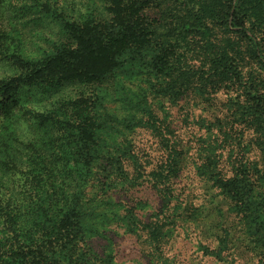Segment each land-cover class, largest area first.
Listing matches in <instances>:
<instances>
[{
  "label": "trees",
  "instance_id": "16d2710c",
  "mask_svg": "<svg viewBox=\"0 0 264 264\" xmlns=\"http://www.w3.org/2000/svg\"><path fill=\"white\" fill-rule=\"evenodd\" d=\"M22 2L0 0V39L7 19H13L10 14L42 11L44 6L58 14L61 37L47 61L24 66L15 81L0 80V92L10 97L0 106L4 113L0 112V264H120L112 251L98 254L89 244L93 238H108L102 230L106 222L110 228L121 220L113 216L115 207L121 214L124 209L127 231L145 240V256L152 264H173L165 245L174 234L175 179L183 168L177 132L142 94L137 101H128L133 108L127 126L150 131L151 143L140 146L146 158L129 136L124 137L129 145L120 146L121 154L97 155L93 122L87 119L93 112L103 113L101 108L105 115L121 118L105 102L126 88L120 73L133 64L142 73L147 70L148 87L172 103L191 91L218 92L232 86L245 97L252 121L258 119L264 129L259 76L264 61V0H63L55 8L40 0ZM25 69L34 73L30 80ZM51 73H58V85L64 84L58 91L75 88L77 92L72 97L67 93L58 108L69 139L60 151L54 143L46 145L37 138L35 126L45 128L43 112L28 107L16 116L12 111L13 103L20 101L19 87L38 82L44 91L57 84L48 79ZM23 114L31 121L26 125ZM156 157L161 158L152 163ZM103 160L113 191L129 192L145 183L156 190L160 205L149 219H142L135 205L90 195L89 184ZM110 203L113 215L100 218Z\"/></svg>",
  "mask_w": 264,
  "mask_h": 264
},
{
  "label": "rangeland",
  "instance_id": "374dc122",
  "mask_svg": "<svg viewBox=\"0 0 264 264\" xmlns=\"http://www.w3.org/2000/svg\"><path fill=\"white\" fill-rule=\"evenodd\" d=\"M29 1L32 0H23L22 3ZM40 1L50 3L55 8L63 0ZM10 17L13 19L10 22L7 19L5 32L0 39L2 81H15L24 66L35 67L47 61L58 48V38L61 37L58 34V14L54 9L48 10L44 6L42 11L15 12ZM33 61L31 66L30 62ZM260 65L264 98V61ZM25 71L29 80L33 78L31 70ZM120 74L126 80V88L105 103L110 112L115 111L121 118L105 115V108H101L103 113L93 112V117L89 114L87 120L91 119L93 124L90 127L94 128L92 140L97 145V155H105L108 151L121 154L120 146L129 145L124 139L129 136L142 155L144 148L140 149V146L151 143L147 141L150 131L142 130L135 124L127 126L132 121L127 117L130 115L128 111L133 108L128 101H137L142 94H146L147 102L149 99L148 106L152 105L156 114L174 127L178 134L177 148L183 157V168L175 179L176 210L171 220L174 234L165 245L166 255L173 260V264H264V129L258 119L252 121L253 116L243 103L245 97L232 86H226L218 92L191 91L178 103H172L161 92L148 87L151 81H147V70L142 73L138 65L131 64ZM48 76L50 81L58 82V73ZM63 85L57 83L41 91L40 83H28L16 90L19 103L12 102V111L16 116L28 107L43 112L41 121L45 128L35 126L38 128L37 138H41L46 145L54 143L57 151L66 148L69 141L66 138L68 133L65 134L68 126L62 122L64 118L58 108L63 107L61 100L67 93H71V97L77 95L73 91L75 88L58 91V87ZM9 99L0 92V106ZM137 113L143 115L141 111ZM3 114L0 115V123ZM103 115L109 120L104 119ZM28 121L31 122L28 114H23L22 123L26 125ZM88 131L91 132V128ZM116 137L123 141L117 143ZM44 150L47 151L46 148ZM164 155L167 156L166 153ZM161 157L152 158L151 162ZM105 162L101 161L95 168L89 184L90 195L96 194L101 200L113 197L135 205L140 217L149 219L160 205L156 190L145 183L129 192L120 188L113 191L103 171ZM110 198L108 200L112 202ZM139 202L142 204L138 205ZM112 207L110 203L108 210L104 208L99 217L113 215ZM114 210L115 219L118 217L121 220L114 221L110 228L105 223L102 230L108 238H93L89 244L98 254L112 251L114 259L120 264H152L145 256V240L127 231L128 226L123 223L126 218L122 215L124 209L121 210L122 214L117 207Z\"/></svg>",
  "mask_w": 264,
  "mask_h": 264
}]
</instances>
